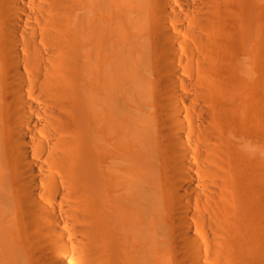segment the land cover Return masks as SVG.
<instances>
[{"label":"bare ground","instance_id":"bare-ground-1","mask_svg":"<svg viewBox=\"0 0 264 264\" xmlns=\"http://www.w3.org/2000/svg\"><path fill=\"white\" fill-rule=\"evenodd\" d=\"M263 12L0 0V264H264Z\"/></svg>","mask_w":264,"mask_h":264},{"label":"rangeland","instance_id":"rangeland-1","mask_svg":"<svg viewBox=\"0 0 264 264\" xmlns=\"http://www.w3.org/2000/svg\"><path fill=\"white\" fill-rule=\"evenodd\" d=\"M258 6H259V3H258ZM257 20L259 21V22H262V23H264V12L261 14V13H258V15H257ZM263 44L264 43H262V42H259L258 43V48L259 49H261L262 48V46H263ZM255 86H256V84H255ZM255 162H257L258 163V160L256 159L255 160ZM255 181V187L257 186V182H256V180H254ZM252 184H254V183H252ZM251 184V185H252ZM254 185H252V188H251V186H250V189H253L254 187H253ZM258 188V187H257ZM256 190L257 189H253L252 191H254L253 192V194H251V192L252 191H250V194H251V196H253V197H256V195H260V197H256L257 199H259V200H257L256 201V199L255 198H252V199H254V202L256 203V202H259V203H257L256 205H257V207H259L260 208V205L262 206V202L260 201V199L262 200V197L264 196V195H262V194H264V193H260L261 192V190H260V192H259V194H258V191L256 192ZM257 193V194H254V193ZM263 192V191H262ZM262 196V197H261ZM260 202H261V204H260ZM252 214H250V218H251V223H252V225L254 224V226H253V228L256 230H254L252 233H259V234H263L264 233V222H262V219H261V214H260V212H258L257 210H255V212L253 213V212H251ZM252 217H253V219H252ZM254 222V223H253ZM256 223V224H255ZM263 223V224H262ZM252 226L251 227H249V229H248V232H250L252 229ZM251 233V232H250ZM263 255H264V253H263Z\"/></svg>","mask_w":264,"mask_h":264}]
</instances>
